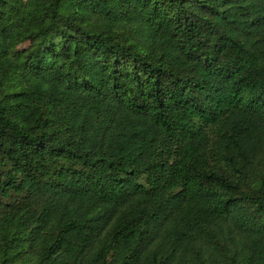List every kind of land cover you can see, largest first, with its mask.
<instances>
[{
  "label": "trees",
  "instance_id": "trees-1",
  "mask_svg": "<svg viewBox=\"0 0 264 264\" xmlns=\"http://www.w3.org/2000/svg\"><path fill=\"white\" fill-rule=\"evenodd\" d=\"M0 264H264V0H0Z\"/></svg>",
  "mask_w": 264,
  "mask_h": 264
}]
</instances>
